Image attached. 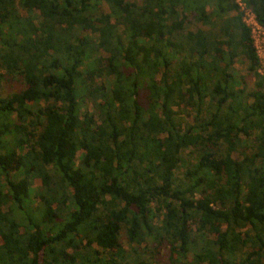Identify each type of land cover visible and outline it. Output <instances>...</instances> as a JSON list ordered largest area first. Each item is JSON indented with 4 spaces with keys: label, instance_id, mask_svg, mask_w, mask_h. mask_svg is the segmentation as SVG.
<instances>
[{
    "label": "trees",
    "instance_id": "trees-1",
    "mask_svg": "<svg viewBox=\"0 0 264 264\" xmlns=\"http://www.w3.org/2000/svg\"><path fill=\"white\" fill-rule=\"evenodd\" d=\"M259 68L237 0H0V264H264Z\"/></svg>",
    "mask_w": 264,
    "mask_h": 264
},
{
    "label": "rangeland",
    "instance_id": "rangeland-1",
    "mask_svg": "<svg viewBox=\"0 0 264 264\" xmlns=\"http://www.w3.org/2000/svg\"><path fill=\"white\" fill-rule=\"evenodd\" d=\"M105 9L108 10V6H105ZM23 13V17L24 18H28L29 16H31V14L25 12V11H22ZM191 29L195 30L197 28H207L206 25H204L202 22H194L191 26ZM261 49L263 48V44L260 43L259 44ZM237 69H239V73L245 77L244 79V85H246L248 87V89H253L254 87V81H255V78H253L250 74H248L249 72L247 71V68L244 64L242 63H237ZM23 87L22 83L21 82H18V81H15V80H12L10 82H4V93H8V92H13V91H17L19 89H21ZM94 109V106L91 102H86L82 105V111L85 112V111H93ZM81 155H82V150H80L77 154V160H79L81 158ZM42 184L41 180H36L35 183H34V189L36 190V188L38 186H40ZM33 198H35L36 196H34V194L32 195ZM35 205V204H33ZM169 254H170V250H169V247L167 246H164L159 254L155 257V263L153 264H172L171 263V260L169 258ZM190 258L193 257V255H189Z\"/></svg>",
    "mask_w": 264,
    "mask_h": 264
},
{
    "label": "built area",
    "instance_id": "built-area-1",
    "mask_svg": "<svg viewBox=\"0 0 264 264\" xmlns=\"http://www.w3.org/2000/svg\"><path fill=\"white\" fill-rule=\"evenodd\" d=\"M237 3L240 7V10L243 12L244 21L252 30L257 53L260 57L259 71L261 73H264V26L257 21L254 12L247 7L246 3L243 0H237ZM260 43L263 44L262 49L259 45Z\"/></svg>",
    "mask_w": 264,
    "mask_h": 264
}]
</instances>
